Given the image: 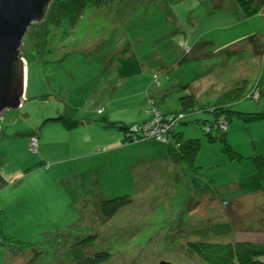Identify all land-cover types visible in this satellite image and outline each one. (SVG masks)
<instances>
[{
    "label": "rangeland",
    "instance_id": "obj_1",
    "mask_svg": "<svg viewBox=\"0 0 264 264\" xmlns=\"http://www.w3.org/2000/svg\"><path fill=\"white\" fill-rule=\"evenodd\" d=\"M92 2L70 21L48 24L42 37L41 23H31L23 37V99L0 115V174L8 182L0 191V264H75L70 247L90 235L87 253L112 254L104 264H206L186 253V241L264 242V226L249 228L264 224V192H254L264 121L231 113L225 143L209 141L219 132L207 135L198 118L211 112L182 116L166 105L175 113L170 125L180 118L175 132L200 143L192 166L166 158L173 129L163 121L168 145L129 142L118 128L146 120L154 74L157 87L166 78L175 102L187 81L202 85L205 98L246 81L240 97L210 103L215 111H264V15L244 17L234 0ZM57 116L79 124L66 130L44 121ZM34 136L37 149L29 148ZM122 196L130 201L101 218L95 205Z\"/></svg>",
    "mask_w": 264,
    "mask_h": 264
},
{
    "label": "trees",
    "instance_id": "obj_2",
    "mask_svg": "<svg viewBox=\"0 0 264 264\" xmlns=\"http://www.w3.org/2000/svg\"><path fill=\"white\" fill-rule=\"evenodd\" d=\"M94 1L95 5L104 2V0H52L49 5L47 11H45V16L39 20L42 27V34L40 37L47 34L46 26L48 24H52L50 29L55 26L61 25L64 21H70L69 15L75 14L78 10L86 5V3ZM237 4L241 13L244 17H253L258 15H264V0H234ZM47 12V14H46ZM167 73V72H166ZM166 76V75H165ZM244 82V83H242ZM242 85L239 83H234L236 85H232V87L225 89L220 92L218 96H216L212 101L220 97L230 96V99H236L242 95V91H244L245 87L248 86L246 81H242ZM166 83V78L163 79V84ZM159 84L158 77L156 74L153 75L152 84L148 87L149 97H147L148 109L146 111V120L133 124L129 127L123 125H118V128L122 131H127L129 136H126L129 142L137 139H154L163 141L156 136H148L144 132V126L154 120L155 116H159L161 112V121L166 123L167 129H173L172 131V144L169 140V153L166 158H168L174 165H180L182 163L188 164L192 166L198 151L200 149V143L197 139H188L184 140L180 137L178 132H175L174 126L181 122L180 118L178 121L173 122V124H169L175 117V113L166 108V105L173 104L174 107L179 109L180 115H184L182 110L185 112L193 113L198 112L199 110L205 109L208 112H211L212 116L208 120H204L206 122L204 132L211 133L212 131L219 132L217 138L209 135V141H213L218 139L225 143V138H222L220 134L229 132V115L237 114L245 116V120L252 122H262L264 121V111H250V112H240L234 111L230 108L221 107L220 109L215 111L216 105L214 103H210L211 100L201 101L198 100L194 93L189 90L185 91L182 95L179 96L178 102H170V95L167 94H159L160 92H156L159 95H150L152 88L154 87L156 90L158 88L165 89V87H157ZM167 87H168V83ZM260 97L257 96L255 99ZM250 97L249 99H251ZM200 102H205L204 105H201ZM154 104V105H153ZM159 109H156L154 106ZM161 110V111H160ZM145 117V116H144ZM46 120H54L60 122L66 130L74 129L78 126V120H69V118L65 116H57L55 118H46ZM195 121V120H194ZM222 125H226L224 128H221ZM159 127V126H158ZM227 132V133H228ZM175 147V149H174ZM255 162V177L259 182V189H255L254 192L262 193L264 192V161L261 156L254 157ZM7 180L0 174V191L7 185ZM261 191V192H260ZM264 193H262L263 195ZM130 199L126 196L122 197H114L107 200H103L100 204H96L97 213L101 216V218H109L111 217L119 207L129 202ZM264 226L263 222L258 223L256 228H260ZM240 230H243L239 228ZM245 231V230H243ZM94 239V235L87 236L85 240L74 243L70 247L71 256L74 260L75 264H104L108 262L112 254L106 250H97L94 252L87 253V245ZM84 242V243H83ZM88 242V243H87ZM185 251L188 255L194 254L199 257L206 264H264V242H255V241H240L236 240L233 242L226 243H218V242H205V241H186L185 242Z\"/></svg>",
    "mask_w": 264,
    "mask_h": 264
},
{
    "label": "water",
    "instance_id": "obj_3",
    "mask_svg": "<svg viewBox=\"0 0 264 264\" xmlns=\"http://www.w3.org/2000/svg\"><path fill=\"white\" fill-rule=\"evenodd\" d=\"M51 1L0 0V114L18 107L23 99L26 62L20 46L29 25L43 18Z\"/></svg>",
    "mask_w": 264,
    "mask_h": 264
},
{
    "label": "crops",
    "instance_id": "obj_4",
    "mask_svg": "<svg viewBox=\"0 0 264 264\" xmlns=\"http://www.w3.org/2000/svg\"><path fill=\"white\" fill-rule=\"evenodd\" d=\"M260 39H262V37L260 36L259 37ZM263 41H264V39H262ZM264 45V44H263ZM201 75V74H200ZM199 77H202V76H199ZM165 85H166V88L165 89H161V88H158L157 89V91L156 92H160L159 94H167L168 95V93L167 92H169L170 91V88H169V86L167 87V84L166 83H164L163 84V86L165 87ZM200 86L201 87H203L202 85H200V84H198V85H196L195 83H194V80H191V81H187V86H184V87H181L183 90H189L190 92H192V93H194L195 95H196V97L197 98H205V93H206V89L204 88V89H202V90H200L199 88H200ZM226 85H224V86H220V87H223V89H224V87H225ZM148 90H149V88H148ZM217 91H219V90H217ZM218 93V92H217ZM159 94H157V95H159ZM170 95V94H169ZM207 97V96H206ZM214 99L215 97H209V98H205V99H202L201 101H204V100H211V99ZM170 102H175L174 101V99H173V97L170 95ZM99 110V109H98ZM85 142L88 144L89 143V145H91V141L89 142V140L88 139H86L85 140ZM93 153H95V152H93ZM135 162H136V160H135ZM261 192V191H260Z\"/></svg>",
    "mask_w": 264,
    "mask_h": 264
},
{
    "label": "built area",
    "instance_id": "obj_5",
    "mask_svg": "<svg viewBox=\"0 0 264 264\" xmlns=\"http://www.w3.org/2000/svg\"><path fill=\"white\" fill-rule=\"evenodd\" d=\"M253 99H255V97H253ZM2 114V113H1ZM0 114V115H1ZM161 120H155V117H154V120H152L150 123L146 124L144 126V133L147 134L148 136H155L157 135L156 137L157 138H160L162 139L163 141H165L164 139V131H162L159 127H158V124ZM226 125H222L221 128H224ZM167 128V127H166ZM167 139V138H166ZM31 142V143H30ZM32 146H34V149L36 147L37 149V146H38V139H37V136H34V141L32 143V141L30 140L29 141V148H31Z\"/></svg>",
    "mask_w": 264,
    "mask_h": 264
}]
</instances>
